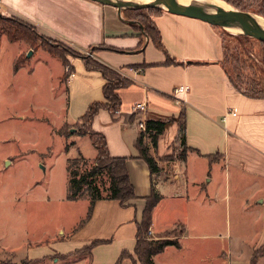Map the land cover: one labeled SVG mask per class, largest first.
I'll return each mask as SVG.
<instances>
[{"label": "crops", "instance_id": "crops-1", "mask_svg": "<svg viewBox=\"0 0 264 264\" xmlns=\"http://www.w3.org/2000/svg\"><path fill=\"white\" fill-rule=\"evenodd\" d=\"M0 10L36 25L44 35L80 50L91 49L90 55L130 79L118 89L122 100L118 112L100 108L92 129L105 134L112 155L128 157L136 198L124 205L117 199H97L89 216L88 196L67 198L86 202V210L74 227L56 235L60 246L52 250L57 254L54 263L113 264L123 251L135 255L146 197L155 188L161 198L152 212L154 238H150L167 236L178 225L180 234L169 235L178 244L153 255L154 264H264V253L255 263L251 261L264 244V95H251L230 80L221 60V35L213 24L167 10L152 13L160 47L147 33L148 38L143 31L140 34L134 23L120 18L118 8L96 0H0ZM122 14L126 17L124 9ZM15 41H19L13 66L16 73L33 74L40 68L51 78L65 81L70 93L78 87L80 100L69 101L67 109L79 114L63 125L77 123L90 104L105 100L102 72L87 69L83 57H67L65 63L63 57L42 49L34 53L32 49L28 56L29 45ZM17 60L21 63L15 68ZM67 66L74 72L72 77ZM183 84L188 89L175 95L174 89ZM69 92L61 93L69 98ZM138 102L146 103L145 110L132 113ZM182 113L185 146L180 142ZM140 118L173 119L157 145L144 138L160 167L155 173L138 156ZM76 137L70 146H77ZM223 218L228 221V231L253 233V239L245 238L240 247H235L233 239L222 246L221 232L202 230L203 221H210L216 230ZM83 249L86 254L72 257ZM240 250L247 251L245 260L238 259ZM120 264L135 263L127 256Z\"/></svg>", "mask_w": 264, "mask_h": 264}, {"label": "rangeland", "instance_id": "rangeland-1", "mask_svg": "<svg viewBox=\"0 0 264 264\" xmlns=\"http://www.w3.org/2000/svg\"><path fill=\"white\" fill-rule=\"evenodd\" d=\"M219 1L264 18V0ZM213 26L221 35L222 63L239 89L250 94H264V41ZM5 35H1L0 52V264H25L27 258L40 256L36 264H56L54 257L57 254L52 251L60 246L56 235L74 227L86 210V202L67 199L70 176L67 159L83 155L93 160L96 147L88 134L78 137L74 133L69 134L71 128L87 127L82 120L77 125H63L79 114V111L72 114L67 109L69 101L78 103L80 100L78 87L70 93L65 81L51 78L46 70L40 68L33 74L25 70L16 73L13 66L19 41H9ZM21 41L26 42L33 53L42 49L64 59L92 53L91 49L80 50L48 35L37 38L34 44ZM63 90L69 92V98L61 93ZM60 131L69 137L61 135ZM149 136L146 138L151 140ZM75 137L77 146L71 145L66 150V142ZM232 221L234 230V216ZM203 222L204 232L219 231L223 234L220 236L222 246L233 239L235 247H240L245 238L247 241L253 239V233L228 231V221L224 218L219 220L216 230L210 221ZM179 226L167 232L168 235L180 234ZM230 233H233L232 237ZM147 236L148 239L154 238L148 232ZM240 251L242 255L238 259L245 260L247 251ZM263 251L264 246L255 254L259 257ZM75 253L72 257L86 254L87 250Z\"/></svg>", "mask_w": 264, "mask_h": 264}, {"label": "trees", "instance_id": "trees-1", "mask_svg": "<svg viewBox=\"0 0 264 264\" xmlns=\"http://www.w3.org/2000/svg\"><path fill=\"white\" fill-rule=\"evenodd\" d=\"M160 9V8H159ZM153 10V11H151ZM148 11V13H146ZM160 11H162L160 9ZM151 8H126L125 16L130 19H137L143 24L146 33L151 37L155 44L162 46L160 32L151 18V14L155 12H160ZM128 13L137 14L136 17L129 15ZM137 29L142 32V27L139 23L133 24ZM2 34H6L10 41L15 40H25L29 43H36L37 38H43L44 34L40 33L36 25L27 22L17 15L7 16L0 10V37ZM43 35V36H42ZM47 36V35H46ZM1 47V41H0ZM86 64V68L89 70L97 69L102 72L105 78L104 85V99L103 101H94L88 109L83 113L80 120L87 125L86 128H74L77 130L74 133L77 134H88L92 141V144L97 148V154L93 160H89L83 155L76 158H68V172H69V184H68V194L67 198L71 200L80 199V197L88 196L90 199V208L88 215H90L93 204L97 199H117L121 204L130 203L131 199L136 198V192L130 179V174L127 169V156H115L110 153L109 145L107 144L106 136L103 132L96 129H92V122L96 113L100 108H106L115 114L118 107L121 105L122 100L119 96L118 89L126 84H129L130 79L122 75L116 68L111 67L108 63L95 58L93 55L83 56ZM67 57L64 62H67ZM20 61L17 60L15 68L20 65ZM227 72V69H226ZM228 73V72H227ZM229 74V73H228ZM68 75V74H67ZM67 75L65 77H67ZM230 80L239 89L236 82L229 75ZM256 95V94H251ZM264 95V94H259ZM257 96V95H256ZM185 113H182L179 118V125L181 127V144L185 146V127H184ZM80 120L72 125H77ZM169 120H160L156 118H148L146 120V128L153 130L150 133L151 143L157 145V140L159 135L164 131L165 126L169 124ZM71 130V129H70ZM62 135L69 136L66 133ZM73 130H71L72 134ZM145 131L140 130L139 137L137 139V148L139 150V157L144 158L150 168L151 173L158 172L160 167L158 161L149 152V145L144 141ZM69 143H66V148L69 149ZM153 188V187H152ZM161 198V194L152 189L150 195L146 197V206L143 210L141 222L138 224L137 229V241L134 247L135 255L129 251H123L120 257L113 264H120V262L130 256L134 263L139 262L140 264H154L153 255L157 254L164 249L167 245L178 244L177 238H170L169 235L161 236L157 239H148L147 232L152 224V212L156 206L158 200ZM95 243V242H94ZM93 243V244H94ZM264 246V244H263ZM262 246V247H263ZM261 247V248H262ZM260 249V248H259ZM257 249V250H259ZM256 250V251H257ZM255 251V252H256ZM264 252V251H263ZM262 255V254H261ZM258 258L257 254H254L252 258V263L256 262ZM36 259L24 260L25 264H36ZM29 262V263H27ZM6 264H17L16 262H8Z\"/></svg>", "mask_w": 264, "mask_h": 264}, {"label": "water", "instance_id": "water-1", "mask_svg": "<svg viewBox=\"0 0 264 264\" xmlns=\"http://www.w3.org/2000/svg\"><path fill=\"white\" fill-rule=\"evenodd\" d=\"M102 4H110L118 8L119 17L129 23L138 22L142 31L147 37L143 24L136 20L129 19L123 16L122 10L126 8H151L156 7L169 12L186 15L193 18H199L210 24L218 25L225 29L233 30L237 34H245L258 38L264 41V24H262L255 15L244 9L235 7H225L223 5L206 2L203 0H190L188 3L180 2L179 0H96ZM148 38V37H147ZM32 49L27 53L31 56Z\"/></svg>", "mask_w": 264, "mask_h": 264}, {"label": "built area", "instance_id": "built-area-1", "mask_svg": "<svg viewBox=\"0 0 264 264\" xmlns=\"http://www.w3.org/2000/svg\"><path fill=\"white\" fill-rule=\"evenodd\" d=\"M66 70L69 71V77H72L74 75V72L72 71V69H70L69 66L66 67ZM188 85L186 84H183L179 87H176L174 89V94L176 95L177 92H182L183 90H187L188 89ZM145 106H146V103L145 102H138V104H136L134 107H133V110L131 111L132 113H137L138 111L140 110H145ZM118 112V109L116 110ZM230 112L232 114H237V110L236 109H231ZM146 120L145 118H140L139 121H138V127L141 128L142 130L145 131V137H148V135H150V133L153 131V130H149L146 128ZM150 137V136H149ZM153 231L151 229V227H149L148 229V234H152Z\"/></svg>", "mask_w": 264, "mask_h": 264}, {"label": "bare ground", "instance_id": "bare-ground-1", "mask_svg": "<svg viewBox=\"0 0 264 264\" xmlns=\"http://www.w3.org/2000/svg\"><path fill=\"white\" fill-rule=\"evenodd\" d=\"M144 1H149V0H144ZM180 2H184V3H188L190 2V0H179ZM203 1H206V2H214V3H217V4H220V5H223V6H227V7H230L231 5L223 2V1H219V0H203ZM262 24H264L263 20L260 19L258 16L256 17Z\"/></svg>", "mask_w": 264, "mask_h": 264}]
</instances>
